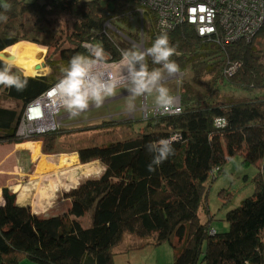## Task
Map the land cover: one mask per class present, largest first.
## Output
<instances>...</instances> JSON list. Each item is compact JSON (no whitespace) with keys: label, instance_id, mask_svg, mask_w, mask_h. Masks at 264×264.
Returning <instances> with one entry per match:
<instances>
[{"label":"trees","instance_id":"1","mask_svg":"<svg viewBox=\"0 0 264 264\" xmlns=\"http://www.w3.org/2000/svg\"><path fill=\"white\" fill-rule=\"evenodd\" d=\"M137 7V0H3L0 13L8 21L0 22V52L25 41L54 48L60 58H46L52 74L22 77L27 80L23 91L0 85V92L26 107L56 84L72 56L90 55L87 43L102 48L110 60H121L123 51L135 50L133 43L141 41L142 24L134 38L117 35L122 32L115 25L127 24ZM145 16L144 35L151 27L147 51L161 31L154 29L153 17ZM62 17L73 21L69 32L56 27ZM167 32L175 48L170 60L179 65L178 74L185 75L172 93L180 96L182 111L146 119L120 114L123 119L114 115L78 128L92 132L123 126L125 137L79 150L82 163L99 160L105 170L67 193L68 209L54 217L34 214L4 189L0 264H21L22 256L37 264H117L123 252L115 249L126 234L149 238L140 247L170 243L173 264H264V26L251 41L224 47L213 38L199 37L188 24ZM235 63L239 68L228 74ZM4 64L0 59V66ZM146 64L149 71L163 70L151 56H146ZM22 110L0 106V143L24 142L16 138ZM216 117H225L227 125L214 126ZM72 131L62 127L37 138L52 150ZM173 135L175 154L149 171L153 154L145 145ZM237 155L244 166L260 165L255 192L227 213L229 230L218 232L213 218L202 221L200 209L208 211L204 199L210 179Z\"/></svg>","mask_w":264,"mask_h":264},{"label":"rangeland","instance_id":"2","mask_svg":"<svg viewBox=\"0 0 264 264\" xmlns=\"http://www.w3.org/2000/svg\"><path fill=\"white\" fill-rule=\"evenodd\" d=\"M82 1H89V0H82ZM102 1L104 3L108 2V0H102ZM2 2L3 0H0V3ZM116 22L118 21L116 20ZM56 27L61 30H64L65 32H69L70 29L73 27V21L68 18L62 17L58 19ZM115 27L122 32L121 34H117V35L119 36L126 35L134 38V36H138V33L140 31V16L137 12H135L130 17V21L127 24L123 22H118L116 23ZM150 28L151 27L146 28L144 37L142 33H140L141 41L138 42L137 45H135V43H133L134 45L130 44L133 45V48L135 50L137 48L141 52H146L145 40L147 39ZM65 42L66 43L64 44V47H68L70 43L69 41H67L66 38H65ZM45 48H46L45 54L42 55L40 58L41 65L43 66L42 68L43 72H41V74L39 75H35L34 77L52 74V69L48 67L47 65L48 62L46 61V58L48 56L53 57L54 60H59L60 58V52L53 53L54 48H50V49H48L47 47ZM88 51L90 52L89 49ZM6 54L9 59L10 57H15V55L11 54L10 52H6ZM103 59L106 60L107 62H114L110 60V56L105 52H103ZM6 63L13 72H17V70L23 71V69L17 64L14 65L12 63H9L8 61H6ZM161 71L164 73L165 80L171 77L169 80L162 82V84L170 90V94L176 93L178 86L180 85L179 79L181 78V80H183L185 76L184 73L182 74L177 73L174 76H168L165 71L163 70ZM24 75L28 76L26 74ZM226 90L233 91L232 94L240 95V91L232 90V89H226ZM125 93H128V89L126 83H123L118 87H116L114 94L110 97H106L105 101L109 100L110 98H113L118 94H125ZM145 95H146V105L148 108L152 109L151 104L155 102L156 94L151 93ZM128 100L129 97H126L121 100H116L107 104H103L99 107H95L90 110L88 109L80 113L78 117L83 116L82 119H87L91 116L97 117L99 114L102 115L111 114V115H115L116 119H123L124 116H119L118 114L121 111L127 109ZM0 106L5 108H14L19 111L22 110L23 108V104L21 102H16L14 100L7 98V96L4 95L3 92H0ZM141 106L142 105L140 106L135 105V107L139 108V110H136L134 114L139 119L141 118L146 119V117H142L143 113L141 114V109H140ZM142 112H144V108H142ZM67 115H70V113L65 107L62 108L58 114V117H62L64 124L78 119L77 117H68ZM107 120H112V119L108 118ZM64 129H67V127L65 126ZM124 131L125 128H123V126H120L114 129H102L98 131L93 130L92 132H89V134H82L76 136V138H74L73 140L71 136L69 137V139L59 138L57 144L54 145V148L52 150L44 146L43 141L39 140V138L29 140L35 142L36 144L31 143V144L23 145V148L25 149L24 151L18 150L15 141L3 142L0 143V147H7L8 150H4L0 152V159H2V168L6 171L16 170L19 164L22 165L21 163L22 157H28V158L30 157L34 162V165L30 167L28 170L36 171V169H38V172L42 173V170H44L42 168V165L46 164V167H49L50 163L47 161L43 162L42 159H40L41 154L44 155L49 154L60 157V155H58L60 151H64L68 149L73 150L74 148L81 146L83 147V145L89 143L102 145L112 141L120 140L125 137ZM43 159L46 158L43 157ZM242 162H243V157L241 155H237L232 159H230L224 166L222 172L219 175L216 174L214 179L211 178L207 186V191L204 200L206 202V205H208V211L206 212L200 209V216L204 223H206L209 220V218H213L211 222L212 227L215 228L218 232H225L229 230V225L225 221V217L227 213L239 207L244 199L252 196L255 192V183L253 180L260 171L259 168L260 165L244 166ZM53 165L54 164H52L51 166ZM66 172L67 171H64L63 174H65ZM52 175H56V172ZM40 201H42V199H40ZM54 212L55 211H48L45 213L47 215ZM143 239L147 240L149 238H143ZM144 240L142 241V239L140 238H136L134 236L126 234L124 236V239L121 241V243L117 245V248L115 249L119 252H123L122 254H119L117 264H173L175 254L173 247L171 246L170 243L163 242L162 244L157 246L142 245L140 247L139 245L141 243L143 244ZM263 243H264V235H263ZM27 262L37 264L32 262L30 259H28V257L22 256L21 264H27Z\"/></svg>","mask_w":264,"mask_h":264},{"label":"clouds","instance_id":"3","mask_svg":"<svg viewBox=\"0 0 264 264\" xmlns=\"http://www.w3.org/2000/svg\"><path fill=\"white\" fill-rule=\"evenodd\" d=\"M8 16L0 13V22L7 23ZM161 33L155 38L152 46L146 52L125 50L122 52V62L126 69L123 82L129 92L127 109H135L134 101L137 97L155 93V104L162 110V114H178L177 100L170 94V90L161 81L164 73L160 69L148 70L146 56L153 58V63L161 64L168 76H174L179 71V65L170 60L175 48L170 46L167 29L170 28L167 20H161ZM90 55L77 54L71 57L68 66L62 68V76L54 85L52 92L57 95L68 112L76 116L86 110L90 103L101 106L106 97L114 94L117 81L109 74L98 71L97 65L103 59V49L95 45H85ZM0 85L23 91L27 87V80L17 72H13L8 64L0 66ZM216 127H225L228 123L225 117H216L213 121ZM177 142L175 135L162 138L155 142H148L146 150L153 154L148 165L149 171H154L170 156L175 154L173 144Z\"/></svg>","mask_w":264,"mask_h":264},{"label":"built area","instance_id":"4","mask_svg":"<svg viewBox=\"0 0 264 264\" xmlns=\"http://www.w3.org/2000/svg\"><path fill=\"white\" fill-rule=\"evenodd\" d=\"M137 4L143 36L146 14L150 19L154 18L153 26L157 31H161V20H167L170 25L167 31L177 25L188 24L193 26L199 37L213 38L223 47L241 39L251 41L264 26V0H137ZM239 66V63L233 64L227 73H235ZM97 69L105 75L110 74L117 81V87L124 83L122 78L126 69L122 60L107 62L102 59ZM53 87L25 107L16 131L17 139L29 141L62 129V119L58 114L64 106L53 94ZM171 95L177 100L176 107L181 109L180 96ZM140 109L142 117L146 118L165 115L157 106L148 108L146 102ZM136 110L139 108L135 107L128 115L134 117Z\"/></svg>","mask_w":264,"mask_h":264},{"label":"crops","instance_id":"5","mask_svg":"<svg viewBox=\"0 0 264 264\" xmlns=\"http://www.w3.org/2000/svg\"><path fill=\"white\" fill-rule=\"evenodd\" d=\"M40 46V45H38ZM45 53H43L44 55ZM43 68V67H42ZM48 75V74H47ZM46 76V75H44ZM28 77V76H22ZM34 77V76H32ZM169 80V78L167 79ZM165 78L161 81H167ZM129 92L125 94H118L109 100L104 101L103 104H107L116 100H121L126 97H129ZM146 102V95L137 97L134 101V104L137 106L143 105ZM102 104V105H103ZM156 106L155 102L151 104V108ZM97 106L94 104L89 105L86 110L93 109ZM25 109V107H24ZM21 112L20 117H22L23 111ZM84 110V111H86ZM81 111L80 113L84 112ZM130 111L128 109L121 111L120 114H125L126 119H128V113ZM80 113L76 116L67 115L68 117H77L78 119L74 121H70L68 123H62L63 128L67 127V130H73L69 134H65L62 138H68L71 136L72 140L76 138V136L82 134H89L87 131H77L78 128H84L90 124H95L98 122H103L108 118L113 117L114 115H102L99 114L97 117H89L87 119H82L83 116H80ZM64 118V117H63ZM20 119V118H19ZM68 119V118H67ZM69 126V127H68ZM36 144L33 141H24L22 143H18L16 147L18 150H25L23 145L25 144ZM90 144V143H89ZM89 144L83 145V147H77L73 150L68 149L64 151H60L57 157L55 155H44L41 154L40 159L42 161H47L50 163L48 171H44L46 164L42 165V173L34 170H28L30 167L34 165L32 158L22 157L21 163L22 165H18L16 170L6 171L2 168V159H0V207L4 205V199L2 197V191L4 189H9L13 193L17 195V203L21 206L30 207L32 212L36 215L47 216L50 215L54 217L57 213H63L68 209L70 200L67 199V193L71 190L79 187L85 180L90 178L99 177L105 170V166L99 161H91L88 163H82L79 156V150L82 148H87ZM21 147V148H19ZM8 150L7 147H0V152ZM62 154V155H61ZM43 155V156H42ZM46 158V159H43ZM54 164L53 166H51ZM31 165V166H30ZM64 171H67L63 174ZM56 172V175H52ZM218 173V172H217ZM40 188V189H39ZM42 199V201H40ZM55 211L54 213L47 214L45 212ZM58 213V214H59ZM27 264H33L31 262H27Z\"/></svg>","mask_w":264,"mask_h":264},{"label":"bare ground","instance_id":"6","mask_svg":"<svg viewBox=\"0 0 264 264\" xmlns=\"http://www.w3.org/2000/svg\"><path fill=\"white\" fill-rule=\"evenodd\" d=\"M45 51L46 48L44 46H38L37 44L30 42H19L3 51L4 55L0 57L9 63L19 65L23 69L24 74L28 76H35L43 72L42 68L39 70L36 69V66L41 64L40 58L43 53H45ZM6 52H10L11 54L15 55L14 59H9ZM46 168L47 167H45L44 170L45 172L49 170Z\"/></svg>","mask_w":264,"mask_h":264},{"label":"water","instance_id":"7","mask_svg":"<svg viewBox=\"0 0 264 264\" xmlns=\"http://www.w3.org/2000/svg\"><path fill=\"white\" fill-rule=\"evenodd\" d=\"M2 55H4L3 52H0V56H2ZM0 59L3 60L1 57H0ZM10 59L12 60V59H14V57H10ZM3 61H5V60H3ZM42 67L43 66L41 64H38L36 66V69H39L40 70ZM17 73H19L21 76H24V74H23L24 72L22 70H17Z\"/></svg>","mask_w":264,"mask_h":264},{"label":"flooded vegetation","instance_id":"8","mask_svg":"<svg viewBox=\"0 0 264 264\" xmlns=\"http://www.w3.org/2000/svg\"><path fill=\"white\" fill-rule=\"evenodd\" d=\"M22 77V76H21ZM78 188V187H77ZM77 188H75V189H77ZM74 190V189H73ZM72 191V190H71ZM2 197H3V194H2Z\"/></svg>","mask_w":264,"mask_h":264}]
</instances>
